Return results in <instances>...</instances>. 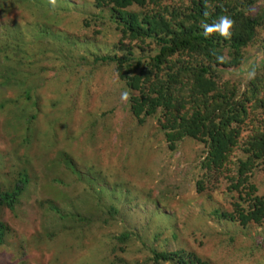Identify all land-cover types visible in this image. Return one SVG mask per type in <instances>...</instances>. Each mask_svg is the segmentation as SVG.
Returning a JSON list of instances; mask_svg holds the SVG:
<instances>
[{"label":"rangeland","instance_id":"1","mask_svg":"<svg viewBox=\"0 0 264 264\" xmlns=\"http://www.w3.org/2000/svg\"><path fill=\"white\" fill-rule=\"evenodd\" d=\"M79 1L89 20L64 45L63 35L38 36L52 14L45 0H0V192L27 177L15 208L0 207L6 225L0 264H118L120 258L154 264L155 248L184 250L212 264H264V221L244 225L239 216L250 205L249 189L236 187L244 145L234 146L212 181L200 185L207 143L185 137L171 150L162 112L139 123L129 98L121 99L130 93L116 66L95 60L125 58L131 49L140 56L143 44L124 37L95 0ZM179 3L150 6L171 19ZM257 6L264 11V0ZM243 51L240 65L219 67L222 80L241 92L264 73V28ZM263 176L254 178L262 190ZM92 196L91 208L83 207ZM126 227L147 237L142 249L133 240L117 250L113 234Z\"/></svg>","mask_w":264,"mask_h":264},{"label":"trees","instance_id":"2","mask_svg":"<svg viewBox=\"0 0 264 264\" xmlns=\"http://www.w3.org/2000/svg\"><path fill=\"white\" fill-rule=\"evenodd\" d=\"M163 1L95 0V7L111 13L124 37L143 44L140 56L131 49V56L125 58L108 54L97 56L95 60L116 66L118 75L128 86L130 111L139 123L162 112L164 121L161 125L171 130L166 137L171 150L185 137L207 143L208 155L201 162L203 177L199 179L200 185L210 183L214 176L212 171L219 170V166L227 161L234 146L243 144V157L236 163V187L243 183L249 189L250 205L243 207L239 216L244 225L253 220L262 223L264 181L262 190V184L257 187L254 178L256 172L264 174V73L250 79L247 88L241 92L236 84L222 80L219 67L241 64L243 48L253 42L259 27L264 28V11L256 12L259 0H179V7H174L171 19H168L162 7L153 12L150 6L161 5ZM45 3L52 14L47 15L46 22L39 27L41 30L47 26L50 30H39L38 36L47 37L46 34L51 33L52 37L55 35L60 39L63 35L67 39L64 45L73 44L74 27L90 17L80 7L82 2L55 0L53 5L50 0H45ZM147 6L148 13L135 11ZM222 16L234 21L230 29L232 35L225 38L217 31L205 35L204 25L212 26ZM71 20L75 24H69ZM150 40L156 47L150 48ZM69 105L70 102L62 104L66 109ZM248 126L252 128L251 132L241 141V133ZM26 186L27 177L23 176L11 191L0 192V207L14 209ZM93 201L94 196L85 200L82 206L91 208ZM109 208L112 213H118L116 206ZM216 213L220 214L219 211ZM5 230L6 225L0 221V245L4 243ZM113 236L117 250L124 249L127 242L133 240L140 243L142 249L148 241L144 234L130 227ZM152 254L154 264H212L184 250L167 252L155 248ZM128 263L130 259H118V264Z\"/></svg>","mask_w":264,"mask_h":264},{"label":"clouds","instance_id":"3","mask_svg":"<svg viewBox=\"0 0 264 264\" xmlns=\"http://www.w3.org/2000/svg\"><path fill=\"white\" fill-rule=\"evenodd\" d=\"M50 2L55 5V0H50ZM234 21L228 16H222L218 23H215L212 26L204 25L205 35L210 32L217 31L219 34L225 38H228L232 35L230 29L233 27ZM218 59H222L218 57ZM255 75V71L249 73V76L252 77ZM128 93L123 92L121 94V99L127 101L128 100ZM27 187V186H26Z\"/></svg>","mask_w":264,"mask_h":264}]
</instances>
